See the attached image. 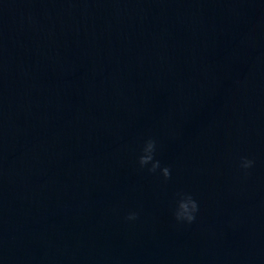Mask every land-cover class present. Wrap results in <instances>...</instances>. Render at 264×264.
Listing matches in <instances>:
<instances>
[{
  "label": "water",
  "instance_id": "95a60500",
  "mask_svg": "<svg viewBox=\"0 0 264 264\" xmlns=\"http://www.w3.org/2000/svg\"><path fill=\"white\" fill-rule=\"evenodd\" d=\"M0 264H264V0H0Z\"/></svg>",
  "mask_w": 264,
  "mask_h": 264
},
{
  "label": "clouds",
  "instance_id": "9594fccd",
  "mask_svg": "<svg viewBox=\"0 0 264 264\" xmlns=\"http://www.w3.org/2000/svg\"><path fill=\"white\" fill-rule=\"evenodd\" d=\"M157 151V141L154 138H147L142 147V154L138 158V164L141 169L147 167L148 172L156 173L160 170L165 181L171 178V169L167 166L161 167L159 160L155 159V153ZM255 164L253 159L248 157H242L240 162V167L247 171L252 168ZM178 199L176 201V206L174 209V218L177 222H186L188 224L194 223L200 211V202L190 193L180 192L177 193ZM138 218V214L135 212L129 213L126 217L129 221H134Z\"/></svg>",
  "mask_w": 264,
  "mask_h": 264
}]
</instances>
